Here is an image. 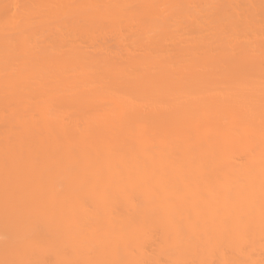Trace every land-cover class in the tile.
I'll return each mask as SVG.
<instances>
[{
  "label": "bare ground",
  "instance_id": "obj_1",
  "mask_svg": "<svg viewBox=\"0 0 264 264\" xmlns=\"http://www.w3.org/2000/svg\"><path fill=\"white\" fill-rule=\"evenodd\" d=\"M0 264H264V0H0Z\"/></svg>",
  "mask_w": 264,
  "mask_h": 264
}]
</instances>
